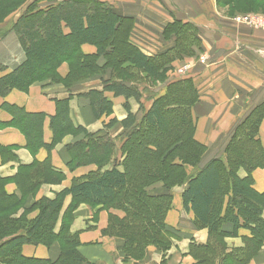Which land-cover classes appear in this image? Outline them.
Segmentation results:
<instances>
[{
	"label": "trees",
	"instance_id": "16d2710c",
	"mask_svg": "<svg viewBox=\"0 0 264 264\" xmlns=\"http://www.w3.org/2000/svg\"><path fill=\"white\" fill-rule=\"evenodd\" d=\"M22 1L0 0V22L19 9ZM216 1L218 5L241 2ZM133 28L134 19L118 15L101 0H33L13 24L11 29L25 60L0 77V97L13 90L27 93L36 83L62 84L70 89L109 74L102 90H90L82 96L90 100L98 120L113 113L106 93L124 97L127 117L122 121L124 137L90 133L72 123V95L56 99V112L50 117L52 140L46 144V115L7 103L1 106L12 119L0 122V129H19L32 153L42 148L50 152L71 135L80 139L66 146L68 170L90 165L97 170L73 179L71 186L54 199L35 200L41 186L60 185L65 179L64 172L54 169L49 158L19 166L11 179L0 176V264H90L78 250L79 233L71 232L76 211L83 204L110 211L108 227L102 234L119 241L124 261H142L148 250L155 248L163 256L161 264H167V254L180 237L167 228L166 218L172 209V191L181 186H185L184 209L194 214L195 225L207 229L209 235L206 244H190L194 264H250L264 246V192L256 191L253 179L256 170L264 169V145L259 139L264 103L234 127L223 154L202 165L206 147L195 139L192 115L199 102L196 84L189 77L167 79L175 62L201 50L198 29L190 22L174 20L163 30V39L173 42V47L147 56L132 43ZM84 45L95 47L96 53L85 54ZM64 63L69 72L61 78L58 69ZM143 81L163 86L159 92H151L148 110L143 109V93L136 86ZM130 99L140 104L144 112L140 119L131 112ZM114 123L110 120L105 129ZM117 145L120 158L116 156ZM4 151L10 149L0 146V152ZM109 165L112 167L105 169ZM240 169L247 172L245 178L238 175ZM9 183L16 185L20 197L7 193ZM157 184L163 185V194L150 192ZM67 197H71V204L61 216ZM29 198L35 201L27 207ZM19 208L23 213L16 218ZM34 211L38 215L30 220L28 215ZM241 230L249 232L243 246L229 249L225 240L238 237ZM27 244L47 248L56 244L59 255L56 260L28 258L22 252Z\"/></svg>",
	"mask_w": 264,
	"mask_h": 264
},
{
	"label": "crops",
	"instance_id": "0c3cea01",
	"mask_svg": "<svg viewBox=\"0 0 264 264\" xmlns=\"http://www.w3.org/2000/svg\"><path fill=\"white\" fill-rule=\"evenodd\" d=\"M30 0H27L25 5ZM109 3L114 11L121 16L134 19V28L131 41L147 56L165 52L173 47L174 43L163 39V30L174 20L190 22L196 26L201 40V50L196 55L181 62H175L169 71L168 81L179 77L192 78L196 84L199 102L192 108V115L196 121L195 139L206 147L202 157V165L223 154L231 131L254 107L264 103V31L240 25L227 19L222 10H218L216 0H101ZM21 7L9 20L15 23L24 12L26 6ZM0 77L13 71L25 60V54L20 42L10 27H0ZM85 54L96 53V48L90 45L82 46ZM104 61L100 60V65ZM189 64L190 73L177 76L176 72L183 65ZM180 67V68H179ZM61 78L68 74V65L62 64L58 69ZM104 78L97 76L83 81L73 88L66 89L62 84L50 82L36 83L27 93L13 90L6 97H0V122L7 123L12 117L1 106L4 103L24 108L29 113L46 115L43 127V141L49 144L52 140L50 117L56 112L55 100L66 99L70 95V117L75 126H82L90 133H108L111 137H124L126 130L122 121L127 117L124 108L125 98L114 97L111 93L105 96L112 102L113 113L110 117L98 120L88 98L83 97L90 90H102ZM163 86L150 88V92H159ZM144 89L140 91L143 92ZM143 109L151 107V100L141 101ZM141 104V105H142ZM131 112L140 119L144 112L140 104L129 100ZM115 123L108 129L104 125L110 120ZM80 138L66 136L61 144L48 152L44 148L32 153L26 147V137L17 128L0 129V146L10 149L0 152V176L13 178L19 166H27L33 162H44L49 158L54 169L64 172L65 179L60 185H43L40 187L37 199H54L56 194L69 188L73 179L81 178L95 172V165L80 167L71 172L67 168L70 155L66 146ZM259 139L264 145V119L259 128ZM116 156L120 158V147L117 145ZM112 165L105 169H110ZM120 169V167H119ZM241 178L247 176L244 169H240ZM254 188L257 192H264V169L253 173ZM185 186L175 187L172 209L166 218L167 228L176 233L180 239L167 254V264H194L189 255L192 241L206 244L209 239L208 230L200 229L195 225L194 214L184 209L182 194ZM150 192L163 194L162 184L151 187ZM8 194L20 197V192L13 183L6 186ZM30 198L27 207L35 201ZM71 204V197H67L63 212ZM23 212V210H22ZM22 214V213H21ZM122 216L121 212H113ZM38 215L34 211L28 215L30 220ZM71 232L79 233V252L90 264H161L162 256L154 248H150L146 259L141 263L124 262L118 251L117 241L104 237L103 230L107 226L108 213L101 208L91 209L80 206L75 214ZM264 218V215H263ZM59 225V224H58ZM249 232L241 230L236 238H227L229 249L243 246V238ZM23 255L28 258L56 260L59 255L58 245L50 248L42 245H24ZM250 264H264V247L260 254Z\"/></svg>",
	"mask_w": 264,
	"mask_h": 264
},
{
	"label": "rangeland",
	"instance_id": "374dc122",
	"mask_svg": "<svg viewBox=\"0 0 264 264\" xmlns=\"http://www.w3.org/2000/svg\"><path fill=\"white\" fill-rule=\"evenodd\" d=\"M27 0H24L22 2V6L23 7L25 5ZM31 1L33 0H30L25 6L27 7ZM241 2H234V3H230V4H224V5H218V10H222V12H224V15L227 17V19L231 20L232 22H235L237 24H240V25H244V26H248L250 28H253V29H257V30H262L264 31V3H261L259 0H240ZM258 1V2H257ZM256 2V3H254ZM20 7V8H21ZM19 8V9H20ZM19 9H16L14 12L10 13L5 21L3 22H0V27L3 28V27H10L12 28V21H6V20H9V18L18 12ZM14 24V23H13ZM262 25V26H260ZM4 30H2V32H0V35L3 33ZM67 64V63H66ZM68 65V64H67ZM180 68V67H179ZM184 71V72H183ZM68 72H69V67H68ZM176 72V75L177 76H184V75H187L190 73V67H189V64H185L183 65L179 70L177 71H174ZM183 72V73H181ZM169 73V72H168ZM167 73V74H168ZM60 76V75H59ZM168 75H167V79H168ZM137 87L139 90L141 89H144L143 90V95H145V98L147 97H150L152 94L151 92L149 91L150 88H154V86L151 84V83H148L146 81H143L142 83L138 82L136 83ZM162 84H165L164 82H162ZM161 86V84L159 83H156L155 87H159ZM204 156V155H203ZM39 191V190H38ZM38 194V192H37ZM37 194H36V197H37ZM35 197V198H36ZM30 202V198L27 200V203ZM82 206V205H81ZM83 206H88V205H85L83 204ZM89 208H91L90 206H88ZM93 209V208H91ZM97 209V208H96ZM23 209L19 208L17 213L15 214V217H19L20 215H22L21 213ZM78 210V209H77ZM95 210V209H94ZM102 210L106 211L108 213V221H107V226L105 229H107L108 227V223H109V215H110V211L107 210V209H104L102 208ZM113 213V211L111 212ZM3 218V217H2ZM104 229V230H105ZM103 235V234H102ZM104 236V235H103ZM104 237H107V238H110V239H113L115 241H117L118 243V251L120 252V249H119V241L117 239H115L114 237H110V236H104ZM225 244H226V241H225ZM227 245V244H226ZM264 247V246H263ZM262 247V249H263ZM155 249V248H154ZM262 249L260 250V252L262 251ZM149 251V250H148ZM155 251L160 254L156 249ZM260 252L258 253V255L260 254ZM122 255V254H121ZM161 255V254H160ZM257 255V256H258ZM162 256V255H161ZM256 256V257H257ZM255 257V258H256ZM163 258V256H162ZM254 258V259H255ZM122 259L124 261V256L122 255ZM145 260V259H144ZM144 260L142 261H139V262H136V261H133V260H127L126 262H129V261H132L134 263H141L143 262ZM125 262V261H124Z\"/></svg>",
	"mask_w": 264,
	"mask_h": 264
},
{
	"label": "built area",
	"instance_id": "2783aa9c",
	"mask_svg": "<svg viewBox=\"0 0 264 264\" xmlns=\"http://www.w3.org/2000/svg\"><path fill=\"white\" fill-rule=\"evenodd\" d=\"M260 26H262V25H260ZM184 72V71H183ZM183 72H181V73H183Z\"/></svg>",
	"mask_w": 264,
	"mask_h": 264
}]
</instances>
